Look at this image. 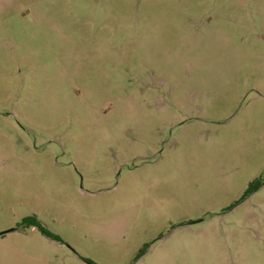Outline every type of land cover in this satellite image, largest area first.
<instances>
[{
	"label": "rangeland",
	"instance_id": "obj_1",
	"mask_svg": "<svg viewBox=\"0 0 264 264\" xmlns=\"http://www.w3.org/2000/svg\"><path fill=\"white\" fill-rule=\"evenodd\" d=\"M11 229L0 264H264V0H0Z\"/></svg>",
	"mask_w": 264,
	"mask_h": 264
},
{
	"label": "trees",
	"instance_id": "obj_2",
	"mask_svg": "<svg viewBox=\"0 0 264 264\" xmlns=\"http://www.w3.org/2000/svg\"><path fill=\"white\" fill-rule=\"evenodd\" d=\"M254 183H255V181H253V182H251L250 184H249V187H248V189H247V191H246V193L247 194H250V193H252L254 190H256V185H254ZM258 186V185H257ZM22 224L23 225H26V224H30L31 226H33V227H36L37 229H38V231L42 234V235H44L45 237H47V238H49V239H51V240H54V241H57V242H60L61 241V239L58 237V236H56V235H54V234H52V233H50L49 231H47L46 229H44L41 225H40V223L34 218V217H29V218H25V219H23L22 220Z\"/></svg>",
	"mask_w": 264,
	"mask_h": 264
},
{
	"label": "water",
	"instance_id": "obj_3",
	"mask_svg": "<svg viewBox=\"0 0 264 264\" xmlns=\"http://www.w3.org/2000/svg\"><path fill=\"white\" fill-rule=\"evenodd\" d=\"M11 231H13V229L8 230V231H6V232H4V233H0V235L5 234V233H8V232H11Z\"/></svg>",
	"mask_w": 264,
	"mask_h": 264
}]
</instances>
